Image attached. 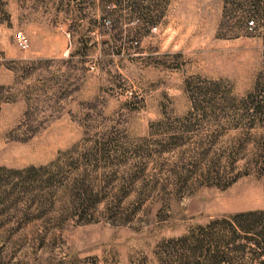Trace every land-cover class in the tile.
<instances>
[{
    "label": "rangeland",
    "instance_id": "obj_1",
    "mask_svg": "<svg viewBox=\"0 0 264 264\" xmlns=\"http://www.w3.org/2000/svg\"><path fill=\"white\" fill-rule=\"evenodd\" d=\"M258 1L0 0V264L264 261Z\"/></svg>",
    "mask_w": 264,
    "mask_h": 264
},
{
    "label": "trees",
    "instance_id": "obj_2",
    "mask_svg": "<svg viewBox=\"0 0 264 264\" xmlns=\"http://www.w3.org/2000/svg\"><path fill=\"white\" fill-rule=\"evenodd\" d=\"M251 2H253V7H252V9L250 8V9H247L246 11H243V12H245L246 14H247V16L245 15V18L247 19H250L251 21H250V25L251 26H254V22H253V20L255 19V18H257L258 17V14H259V8H258V0H251ZM238 7V6H237ZM236 7V8H237ZM239 9V8H238ZM193 251H198L199 249H200V247H193ZM236 249H240V248H236ZM204 258V261L206 262V264H208V263H211V262H220V261H224L225 260V255H217L216 257H211V256H205V257H203ZM214 264V263H213ZM261 264H264V261L261 263Z\"/></svg>",
    "mask_w": 264,
    "mask_h": 264
},
{
    "label": "built area",
    "instance_id": "obj_3",
    "mask_svg": "<svg viewBox=\"0 0 264 264\" xmlns=\"http://www.w3.org/2000/svg\"><path fill=\"white\" fill-rule=\"evenodd\" d=\"M18 48L20 50H26L28 48V39L27 38H20L18 40Z\"/></svg>",
    "mask_w": 264,
    "mask_h": 264
}]
</instances>
